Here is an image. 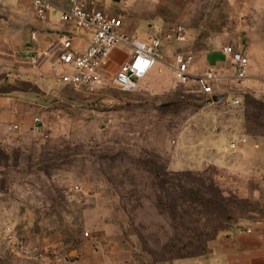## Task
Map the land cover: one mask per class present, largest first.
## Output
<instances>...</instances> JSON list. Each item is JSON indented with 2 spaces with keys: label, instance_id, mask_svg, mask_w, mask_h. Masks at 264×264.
<instances>
[{
  "label": "rangeland",
  "instance_id": "obj_1",
  "mask_svg": "<svg viewBox=\"0 0 264 264\" xmlns=\"http://www.w3.org/2000/svg\"><path fill=\"white\" fill-rule=\"evenodd\" d=\"M83 32L77 37H86ZM197 33L200 37L202 29ZM194 44L203 45L197 39ZM10 60L12 67L17 65L14 76ZM46 67H33L24 55L10 58L0 53V97L38 102L46 123L39 135H30L23 126L11 130L13 121L0 124L1 246L6 245L1 236L6 224L15 226L25 239L55 234L71 243L75 234H90L91 223L110 221L120 226L129 245L152 259L145 249L181 248L193 241L196 227L198 233L213 234L217 229V237L264 215V189L258 178L213 164L202 166L203 121L208 114L226 121L240 118L247 135L264 137V110L256 122L246 123L254 135L245 130V114L255 110L253 105L244 107V96L260 99L244 88V81L230 79L229 92L242 103L234 109L207 106V96L191 84H176L173 75L175 90H147L140 84L135 91L124 92L104 84L83 94L51 84L41 95L31 80ZM50 76L56 82L54 74ZM173 156L178 161L190 156L195 164L172 170ZM205 172L217 192L233 202L228 230L224 220H213L208 208L193 209L188 202L181 206L187 190L199 189ZM70 247L64 254L72 257ZM185 253L169 254L174 258Z\"/></svg>",
  "mask_w": 264,
  "mask_h": 264
},
{
  "label": "crops",
  "instance_id": "obj_2",
  "mask_svg": "<svg viewBox=\"0 0 264 264\" xmlns=\"http://www.w3.org/2000/svg\"><path fill=\"white\" fill-rule=\"evenodd\" d=\"M50 1L53 7L44 21L34 17L28 2L6 0L0 4V53L10 58L24 55L27 60L31 51L43 49L49 43L65 36H71L73 52L79 53L86 48L89 42L88 33L83 32L86 37H77L82 31L76 32L71 23L59 21L60 12L68 5L67 0ZM102 4L103 9L121 19L120 33L142 41H148L158 30L175 24L185 27L186 43L179 45L165 42L161 45L159 60L139 82V85L145 84L147 90L176 89V85L170 81L174 54L177 50H186L193 55L191 77L212 69L221 75L213 95L227 94L228 98L233 97L229 92V82L230 79H236L234 64L221 51L222 46L230 44L235 51L244 53L249 58L247 75L239 81H244V88L250 94L264 100V0H103ZM151 23L157 24V30L151 29ZM201 29L202 34L199 37L197 31ZM139 30L138 37L136 32ZM195 39L203 45L196 46ZM127 52V48L121 46L111 52L102 70L104 84L108 87L111 86L109 81L113 73L126 60ZM11 62L10 60V70L14 76L17 65L12 67ZM199 62L203 64L201 69L196 66ZM45 64L47 67L41 70L42 77L39 76L37 82L35 79L31 80L37 83L41 95L49 92L51 84L69 88L51 81V69L60 70L56 55ZM32 72L37 73V70ZM74 91L91 94L93 89ZM206 103L209 107L229 106L224 102L213 103L208 98ZM40 105L38 102H21L19 99L0 97V124L13 121L19 124L18 130L23 126L30 135H39L33 125V117L39 116L42 126L46 125L42 114L43 106ZM204 119L203 137L206 150L202 166L213 164L229 171L253 175L254 179H259L264 189V137L251 138L247 135L240 118L226 121L222 117L208 114ZM223 123L226 126L221 130ZM241 138L246 141L238 143L236 149H230L229 143L239 142ZM189 157L178 161L177 157L173 156L170 166L176 167L169 168L178 170L179 166H182L180 164H195L194 159ZM174 162L176 165H173ZM89 227V237L75 234L71 243L63 242L55 234L47 239L34 240L26 237V243L34 250L50 247L62 253H69L67 248L71 245L70 249L75 254L69 257L65 253L67 264H156L140 249L125 241L119 225L109 221L102 225L91 223ZM208 247L206 255L176 258L165 264H264V215L241 230L232 228L224 235L217 236L208 243ZM0 264L54 263L44 257L33 259L11 253L6 244L0 245Z\"/></svg>",
  "mask_w": 264,
  "mask_h": 264
},
{
  "label": "built area",
  "instance_id": "obj_3",
  "mask_svg": "<svg viewBox=\"0 0 264 264\" xmlns=\"http://www.w3.org/2000/svg\"><path fill=\"white\" fill-rule=\"evenodd\" d=\"M6 0H0V4ZM30 3L34 17L44 21L53 3L50 0H17ZM103 0H67V7L59 15L62 23H71L74 30L87 32L89 42L86 48L75 53L71 50V36L61 37L43 49L31 51L27 56V62L33 67H42L52 56L56 55L60 67L59 72L51 69L56 82L73 90L95 89L104 84L102 70L106 65L111 52L121 46L127 48V58L119 65L110 78V84L124 92L135 91L139 82L144 79L159 60V49L165 42L182 45L186 43V29L182 24H175L163 30H158L148 41H142L136 37H130L119 32L122 25L121 19L103 9ZM151 29L157 30V24L151 23ZM221 51L234 64V76L237 80L244 79L247 75L249 58L246 54L237 52L233 46L226 44ZM193 63V55L186 50H177L174 54L172 75L178 85L191 84L201 94L211 100L214 88L221 78L220 73L207 69L195 77H191L190 67ZM212 102V101H211ZM230 107L236 108L241 101L236 97H227L224 101ZM35 130L44 131L39 116L33 117ZM17 124L10 126L11 130L17 129ZM47 132V131H46ZM47 138V134L42 136ZM245 138L239 142L231 141L230 149L234 150L238 143H244ZM249 231V230H247ZM2 240L8 245L11 253L22 257L49 259L54 264H67V255L44 247L34 250L27 246L23 234L11 224H6L1 232ZM89 237L88 232L83 233Z\"/></svg>",
  "mask_w": 264,
  "mask_h": 264
},
{
  "label": "trees",
  "instance_id": "obj_4",
  "mask_svg": "<svg viewBox=\"0 0 264 264\" xmlns=\"http://www.w3.org/2000/svg\"><path fill=\"white\" fill-rule=\"evenodd\" d=\"M244 99L246 100L244 103V107L246 106H254L253 109L255 110L251 114H245V124L248 122H256L261 115V111L264 110V103L261 102L260 100L254 99L252 96L245 95ZM242 105V103H241ZM247 129L248 133L251 135H254L251 130L247 127V124L245 125V130ZM210 177H207V172H205V176L201 178V183L197 186V188L189 189L190 191L187 190L188 195H184L182 197L185 199L184 203H182L181 206H184L185 202L190 203L191 208L196 209V206H203L205 208H208L210 210L211 215L213 216V220H224L226 224V228H230L232 226V223H230L228 219V208L233 204L232 200L230 199H225L217 190L213 187V184L211 183V180L209 179ZM167 182V181H166ZM162 182L159 183V186H161ZM178 187L183 188V185L179 183ZM186 193V194H187ZM185 194V193H183ZM178 206V207H181ZM179 218H182L179 216ZM185 218V217H183ZM199 222V219L194 220V223L197 224ZM226 230V229H225ZM241 230V229H240ZM216 231L215 229L214 233H198V228H195V234L192 237L193 241H188L187 244H183L182 247H177L176 249L174 248H167V251L163 249V251H153V250H147L145 249L144 251L148 252L152 260L156 264H165L166 262H169L172 259L176 258H186V257H198V256H203L206 255L209 251L208 247V242L212 239H214L216 236ZM64 242V241H63ZM73 242V240H72ZM185 250H183V249ZM180 251H185L186 253L184 255L170 258L171 253L179 254ZM170 253V254H169Z\"/></svg>",
  "mask_w": 264,
  "mask_h": 264
},
{
  "label": "water",
  "instance_id": "obj_5",
  "mask_svg": "<svg viewBox=\"0 0 264 264\" xmlns=\"http://www.w3.org/2000/svg\"><path fill=\"white\" fill-rule=\"evenodd\" d=\"M227 99V94L213 95L211 96V101L213 103H222ZM74 253V252H73Z\"/></svg>",
  "mask_w": 264,
  "mask_h": 264
}]
</instances>
